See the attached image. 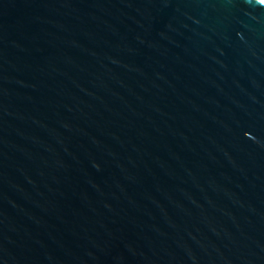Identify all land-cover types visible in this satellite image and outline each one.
<instances>
[{"label": "water", "instance_id": "95a60500", "mask_svg": "<svg viewBox=\"0 0 264 264\" xmlns=\"http://www.w3.org/2000/svg\"><path fill=\"white\" fill-rule=\"evenodd\" d=\"M0 264H264V0H0Z\"/></svg>", "mask_w": 264, "mask_h": 264}]
</instances>
